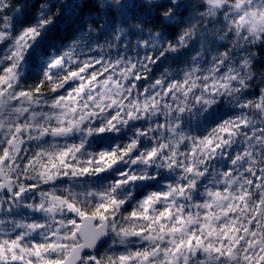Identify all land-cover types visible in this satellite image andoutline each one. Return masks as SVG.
Wrapping results in <instances>:
<instances>
[{"label":"snow or ice","instance_id":"1","mask_svg":"<svg viewBox=\"0 0 264 264\" xmlns=\"http://www.w3.org/2000/svg\"><path fill=\"white\" fill-rule=\"evenodd\" d=\"M0 264H264V0H0Z\"/></svg>","mask_w":264,"mask_h":264},{"label":"clouds","instance_id":"2","mask_svg":"<svg viewBox=\"0 0 264 264\" xmlns=\"http://www.w3.org/2000/svg\"><path fill=\"white\" fill-rule=\"evenodd\" d=\"M98 3L101 5V7H104L108 3V0H98Z\"/></svg>","mask_w":264,"mask_h":264},{"label":"trees","instance_id":"3","mask_svg":"<svg viewBox=\"0 0 264 264\" xmlns=\"http://www.w3.org/2000/svg\"><path fill=\"white\" fill-rule=\"evenodd\" d=\"M68 2L70 4H78L80 2V0H68ZM69 14H71V12H69Z\"/></svg>","mask_w":264,"mask_h":264}]
</instances>
